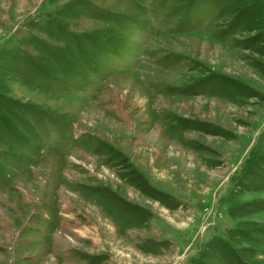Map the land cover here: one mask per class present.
I'll use <instances>...</instances> for the list:
<instances>
[{
  "label": "rangeland",
  "instance_id": "374dc122",
  "mask_svg": "<svg viewBox=\"0 0 264 264\" xmlns=\"http://www.w3.org/2000/svg\"><path fill=\"white\" fill-rule=\"evenodd\" d=\"M0 264H264V0H0Z\"/></svg>",
  "mask_w": 264,
  "mask_h": 264
}]
</instances>
